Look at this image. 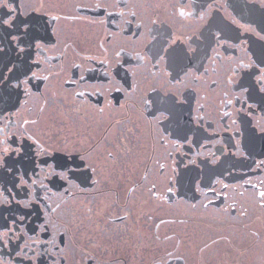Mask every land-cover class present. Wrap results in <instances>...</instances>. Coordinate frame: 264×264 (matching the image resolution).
<instances>
[{
  "label": "flooded vegetation",
  "instance_id": "1",
  "mask_svg": "<svg viewBox=\"0 0 264 264\" xmlns=\"http://www.w3.org/2000/svg\"><path fill=\"white\" fill-rule=\"evenodd\" d=\"M222 221L250 239L196 243ZM254 249L264 264V0H0V264Z\"/></svg>",
  "mask_w": 264,
  "mask_h": 264
},
{
  "label": "rangeland",
  "instance_id": "2",
  "mask_svg": "<svg viewBox=\"0 0 264 264\" xmlns=\"http://www.w3.org/2000/svg\"><path fill=\"white\" fill-rule=\"evenodd\" d=\"M205 215H207V214H205ZM251 222H252L253 228H255L254 230L257 231L259 229V220H252ZM225 225H226V221H222L221 223H218V224H211V223L207 222V223H203V225L194 227V229L195 228L196 229L197 228L203 229V231L198 232L194 235L196 243H202V242H205L207 240H210L211 238H213V236H217V235L227 233L226 228H224ZM227 235L230 236L231 240H235V241L239 240L240 242H242V244L249 237V235H245L244 233L240 234L237 232L227 233ZM248 239H250V238H248ZM257 247H259V245ZM256 256H257V251H256V249H254L252 253H248L244 257V260L248 264H255ZM207 264H212V262L210 261L209 258L207 259Z\"/></svg>",
  "mask_w": 264,
  "mask_h": 264
},
{
  "label": "snow or ice",
  "instance_id": "3",
  "mask_svg": "<svg viewBox=\"0 0 264 264\" xmlns=\"http://www.w3.org/2000/svg\"><path fill=\"white\" fill-rule=\"evenodd\" d=\"M7 21H5V23H6Z\"/></svg>",
  "mask_w": 264,
  "mask_h": 264
}]
</instances>
